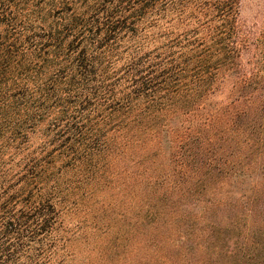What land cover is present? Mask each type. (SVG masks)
Masks as SVG:
<instances>
[{"label": "trees", "instance_id": "obj_1", "mask_svg": "<svg viewBox=\"0 0 264 264\" xmlns=\"http://www.w3.org/2000/svg\"><path fill=\"white\" fill-rule=\"evenodd\" d=\"M247 1L0 0V264H264Z\"/></svg>", "mask_w": 264, "mask_h": 264}, {"label": "rangeland", "instance_id": "obj_2", "mask_svg": "<svg viewBox=\"0 0 264 264\" xmlns=\"http://www.w3.org/2000/svg\"><path fill=\"white\" fill-rule=\"evenodd\" d=\"M262 10H264V0H248L245 5V14L250 18L253 17L256 12ZM79 261L80 260H78V262Z\"/></svg>", "mask_w": 264, "mask_h": 264}]
</instances>
